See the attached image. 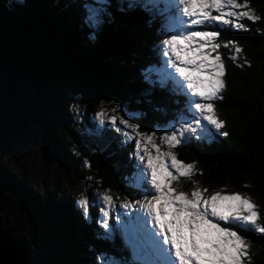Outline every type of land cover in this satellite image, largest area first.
Segmentation results:
<instances>
[{"label":"trees","instance_id":"trees-1","mask_svg":"<svg viewBox=\"0 0 264 264\" xmlns=\"http://www.w3.org/2000/svg\"><path fill=\"white\" fill-rule=\"evenodd\" d=\"M83 2L0 0V227L24 246L27 264H96L91 248L115 251L96 239L99 194L108 190L113 197L112 225L125 215L118 203L143 199L126 181L136 162L131 155L134 141L122 143V135L106 117L103 123L96 119L101 104L123 107L129 99L139 100L138 106H131L139 112L136 121L142 132L166 124L185 106L183 96L158 85L153 105L141 96L148 87L143 74L152 69L155 79L166 60L153 53L165 36L154 35L157 26L146 25L147 14L113 9L111 23L89 40V30L81 23ZM247 2L258 21H241L248 31L220 30L217 40L226 86L215 111L228 135L208 126L212 140L193 135L187 146L172 151L180 161L194 165L190 179L180 178V190L190 192L199 185L209 191L251 194L262 203L258 208L264 222V0ZM228 40L242 48L235 62L230 59L234 49L223 46ZM70 97L82 101L81 119L75 118ZM154 106L163 111H154ZM33 122L42 131L40 189L4 157L8 145L22 141L24 128ZM90 176L95 187L85 183ZM80 195L91 204L88 220L77 204ZM122 235L119 230L114 234L115 248L128 256ZM244 235L249 264H264V234Z\"/></svg>","mask_w":264,"mask_h":264},{"label":"snow or ice","instance_id":"snow-or-ice-1","mask_svg":"<svg viewBox=\"0 0 264 264\" xmlns=\"http://www.w3.org/2000/svg\"><path fill=\"white\" fill-rule=\"evenodd\" d=\"M80 7L81 23L89 30V40H95L111 23L113 9L123 14L138 10L146 13V25L157 26L154 35L166 37L154 45L153 53L157 59L166 60L155 79L152 69L143 74L148 87L141 96L145 103L153 105L151 97L158 85L185 98L179 118L151 132L140 131V123L131 122V116L108 118V123L122 135V143L134 141L131 155L136 162L126 181L143 199L122 202L119 207L125 209L124 214L135 211L127 220L120 218L112 225L109 217L115 208L113 197L108 190L99 194L102 207L100 218L95 221L99 225L96 239L115 251L91 248L96 264H249V242L244 234H264L258 206L239 192L218 190L208 194L201 187L190 192L180 190V178L190 179L194 165L180 161L172 150L187 146L193 135L201 141L212 140L213 136L207 135L208 126L219 135H228L223 131L225 122L215 111V103L222 101L226 86V69L217 40L220 30L248 31L241 21L257 22L259 17L247 0H84ZM200 26L209 30H201ZM223 46L234 49L230 59L235 62L242 48L232 40ZM72 108L78 110V105ZM112 111L124 109L117 104ZM154 111L163 109L154 106ZM95 115L103 123L105 113L97 111ZM158 132L163 133L159 136L160 144L156 143ZM161 145L168 150H162ZM77 204L84 219H90L89 199L81 196ZM117 230L123 234L130 256L123 255L124 249L115 248Z\"/></svg>","mask_w":264,"mask_h":264},{"label":"rangeland","instance_id":"rangeland-1","mask_svg":"<svg viewBox=\"0 0 264 264\" xmlns=\"http://www.w3.org/2000/svg\"><path fill=\"white\" fill-rule=\"evenodd\" d=\"M164 38H166V37L160 38L158 43H160ZM164 66H165V64L163 65V67ZM68 94H69V91H68ZM75 97H78V96H75ZM69 100H70L71 104L78 105V110L72 108V112L76 113V117H75L76 119H81V113L83 115V112H84V108H83L84 105H82L83 104L82 101L81 100H77L76 98H73V97H70ZM126 102H127L126 106H123V107L121 106L124 109L123 112L117 111V112L114 113L112 111V109L114 107H116L117 103L114 106H112L111 104H109V105L101 104L100 111H103L105 113V117L107 119L109 117L113 116V115H119V116H122V117L123 116H131V122L137 123L136 119L139 117V115H138L139 112L138 111H133L134 104H136L137 106L139 105V104H137V100L132 98V99H129L128 101H126ZM133 113H136L137 115L132 116ZM77 114L80 115V117L77 116ZM180 115L181 114H179V113H174V115L172 117H170V120L166 121L167 122L166 124H156L154 126V130L157 127H159V128L166 127L167 124H169V122L171 120L178 119ZM172 122L173 121H171L170 123H172ZM39 127H40L39 123H35V122L29 123V125H27L26 128H24V133H25L24 139L22 141H19L18 143L9 144L8 147L6 148L4 157H5L6 161L16 171L17 170L23 171L26 174L25 176L27 177V179H29L31 182H33V184L40 189V188H42V181H41V175H40V172H41L40 171L41 170V162H40V156H41L40 145L41 144H40V141H41V137H42V131H41V129ZM161 134H163V133L162 132H158L157 133V138H156V143L157 144H160L159 136ZM12 137H14V136H12ZM161 148H162V150H165V151L168 150L166 148V146H162L161 145ZM92 178H93L92 176L88 177L85 180V183L87 181L88 182L86 184L87 186L95 187L94 184L89 181V179H92ZM195 187H200V186L199 185H195L194 188ZM82 191L83 190H81V192ZM222 191L223 192H239V191H236L235 189H222ZM211 192H213V191H209L208 190V194H210ZM239 193H241V192H239ZM81 196H83V195H80V198H81ZM246 196L250 197L251 200L258 207L262 206L261 201L257 197H254L251 194H247ZM83 197L86 198L85 195ZM119 206H120V204L118 203L117 204L118 209L122 213H125V209H122ZM133 210L135 211V209H133ZM131 211L132 210H129L123 216V219H126V218L128 219V216H130V212ZM128 256H130V251L128 253Z\"/></svg>","mask_w":264,"mask_h":264},{"label":"water","instance_id":"water-1","mask_svg":"<svg viewBox=\"0 0 264 264\" xmlns=\"http://www.w3.org/2000/svg\"><path fill=\"white\" fill-rule=\"evenodd\" d=\"M28 255L20 241L0 227V264H27Z\"/></svg>","mask_w":264,"mask_h":264}]
</instances>
